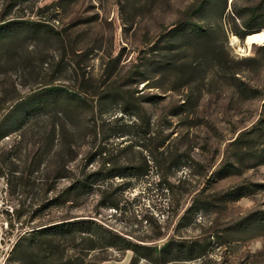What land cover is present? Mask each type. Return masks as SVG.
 I'll use <instances>...</instances> for the list:
<instances>
[{
  "label": "rangeland",
  "instance_id": "rangeland-1",
  "mask_svg": "<svg viewBox=\"0 0 264 264\" xmlns=\"http://www.w3.org/2000/svg\"><path fill=\"white\" fill-rule=\"evenodd\" d=\"M256 7L264 0H0V24L47 26L54 34L5 47L4 105L50 88L85 103L0 141V154L18 158L9 182L0 178V264L22 233L74 220L142 245L171 238L204 245V257L179 264H264V225L256 223L264 217V160L249 156L264 150V100L244 99L235 88L236 78L264 95V43L248 48L235 34L247 31ZM189 22L209 30L210 40L166 44L169 31ZM51 127L52 147L39 163L34 153L47 149ZM88 159L87 172L131 166L140 175L41 210ZM196 200L204 208L178 228ZM107 257L103 264H129L132 254Z\"/></svg>",
  "mask_w": 264,
  "mask_h": 264
},
{
  "label": "trees",
  "instance_id": "trees-1",
  "mask_svg": "<svg viewBox=\"0 0 264 264\" xmlns=\"http://www.w3.org/2000/svg\"><path fill=\"white\" fill-rule=\"evenodd\" d=\"M243 28L247 31H236V36L244 40L257 26L264 29V8H251L246 15ZM42 28V29H41ZM259 31V30H257ZM36 35L41 38H53V32L47 26H32L24 23L5 22L0 24V55L5 47L21 36ZM166 44L181 42L183 46L192 44H205L211 38L209 30L194 23H185L179 28L167 33ZM221 66V63H219ZM235 88L239 95L248 100L262 98L264 95L255 88H251L235 78ZM48 92L39 97H27L11 107L4 105L5 100L0 99V141L16 132L22 135L29 132L39 123L50 117L66 116L76 109L83 108L85 103L77 95L62 92L57 88L46 89ZM115 93L111 98H115ZM256 128L252 129L253 133ZM46 126H43L45 133ZM48 137L45 144L46 150H36L39 163L42 157L49 154L52 147L54 127L47 131ZM243 142L239 137L234 145ZM249 154V151H248ZM98 155H100L98 153ZM251 159L264 160V150L257 155H249ZM18 158L15 156L4 157L0 154V178L7 179L14 176V170ZM240 161V159H238ZM88 159L80 172L72 177L70 183L57 195L40 206L41 210L56 208L66 203H77L86 196L93 194L103 182L113 178H131L139 176L137 168L131 166H111L106 170L98 169L87 172L90 165ZM229 196V195H226ZM244 195L239 194L238 197ZM203 201H193L177 224L184 226L188 215H192L204 207ZM259 226L264 225V217L256 218ZM148 238L146 237L145 240ZM109 251L131 252L129 264H179L188 263L205 256V247L198 241L182 238H171L160 246L142 245L118 236L115 232L103 227L92 220H74L61 222L49 226L38 227L22 233L13 243L3 264H103L107 261Z\"/></svg>",
  "mask_w": 264,
  "mask_h": 264
},
{
  "label": "bare ground",
  "instance_id": "bare-ground-1",
  "mask_svg": "<svg viewBox=\"0 0 264 264\" xmlns=\"http://www.w3.org/2000/svg\"><path fill=\"white\" fill-rule=\"evenodd\" d=\"M263 43H264V29L251 33L246 37V44H247L246 47L248 48L252 44L261 45Z\"/></svg>",
  "mask_w": 264,
  "mask_h": 264
},
{
  "label": "water",
  "instance_id": "water-1",
  "mask_svg": "<svg viewBox=\"0 0 264 264\" xmlns=\"http://www.w3.org/2000/svg\"><path fill=\"white\" fill-rule=\"evenodd\" d=\"M248 35H249V34H248ZM248 35H247V36H248ZM247 36H246V37H247ZM246 37H245V39H244L245 45H246Z\"/></svg>",
  "mask_w": 264,
  "mask_h": 264
}]
</instances>
